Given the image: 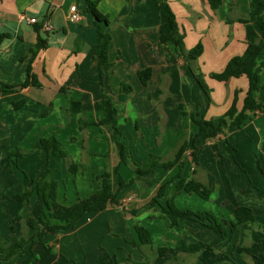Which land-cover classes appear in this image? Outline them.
Wrapping results in <instances>:
<instances>
[{"label": "crops", "instance_id": "1", "mask_svg": "<svg viewBox=\"0 0 264 264\" xmlns=\"http://www.w3.org/2000/svg\"><path fill=\"white\" fill-rule=\"evenodd\" d=\"M87 2L96 4L109 25L96 24ZM167 2L184 34L185 50L201 43L196 60L177 57L160 44L156 0H0V36H5L0 38V192L7 196L0 197V235L29 239L35 234L37 227L25 222L33 219L36 195L21 208L12 195L24 190L23 172L33 180L46 162L57 182L56 200L64 206L100 190L104 173L110 174L113 188L119 177L125 183L118 204L81 217L71 231L46 234L43 244L34 246L37 261L31 264H264L261 252L239 251L254 249L264 239V177L256 164L264 156V107L249 114L241 129H226L195 149L191 139L198 126L189 116L218 118L234 102L237 111L243 108L247 78L223 83L209 74L223 71L232 57L244 53L252 33L226 19L247 18L248 0H224L216 12L207 0ZM71 6L80 15L78 22L69 21ZM44 23L49 29H42ZM98 26L111 37L110 65L102 68V77L94 55ZM259 33L255 30L254 36ZM39 36L47 46L30 64ZM28 66L39 86L12 89L26 81ZM145 70L150 77L142 84L138 73ZM255 73L261 84L258 100L264 104V66ZM196 74L202 75L208 94ZM122 86L131 90L124 92ZM104 95L117 107L118 126L128 141L127 163H121L110 125L98 124L105 118ZM40 138H55L75 172L68 170V159L45 151L8 159L16 149L32 150ZM184 142L176 164L164 167ZM148 155L156 156L160 166L150 178L136 175L135 165L143 167ZM181 180L207 186L211 198L179 188ZM170 201L180 210L208 211L219 220H232L238 207H247L255 224L249 230L237 227L212 251H179L180 241L208 243L215 235L194 221L171 226L162 216ZM135 226L149 233L151 244L141 243ZM26 256L20 251L0 264H23Z\"/></svg>", "mask_w": 264, "mask_h": 264}, {"label": "trees", "instance_id": "2", "mask_svg": "<svg viewBox=\"0 0 264 264\" xmlns=\"http://www.w3.org/2000/svg\"><path fill=\"white\" fill-rule=\"evenodd\" d=\"M210 9L216 12L222 6L224 0H207ZM157 5L161 9V24L159 27V42L168 47L175 56L183 57L187 61L196 60L202 53L201 43L197 44L193 49L186 51L184 48V34L180 31L176 16L169 6L167 0H156ZM250 12L247 18L231 19L227 18L226 23L237 22L245 27L246 30L252 33L246 40V49L242 55L232 57L226 64L223 71L219 73H211L209 77L217 82H228L232 78L246 77L248 80V89L244 98L243 108L237 111L235 102L231 108L221 117L211 120H204L197 113H190L191 120L198 126V132L193 135L191 144L195 149L196 144L206 141L207 139L217 138L224 134L226 129H241L249 119V114L254 111H261L264 104L258 100V93L261 89L259 76L255 73L258 66H264V0H248ZM87 11L94 17L96 24L104 23L109 25L107 18L102 15L97 9L96 4L87 2ZM41 27H38V31ZM255 30H259V36H254ZM5 37L1 35L0 38ZM111 37L107 32L100 30L98 26L96 45L94 55L98 60V73L102 77V68L110 65L108 61V50ZM47 43L45 40L38 37V41L34 48L30 51V64L35 59L37 53L45 49ZM142 84H145L150 77V70L141 71L138 73ZM200 89L208 94L206 85L204 84L201 74L194 75ZM29 86H39L34 76L31 74V67L28 66L26 81L18 86L11 87L25 89ZM124 92H129V86H122ZM104 104L101 106L104 111L105 118L98 122L99 125H110L116 147L119 150L121 163H127L129 159L128 141L118 126V110L115 104L104 95ZM182 114L183 108H181ZM187 147V142H184L178 149L175 160L164 165V167H172L179 160ZM230 155L232 146L226 144ZM35 151H45L48 155L68 159V170L71 173L75 172V165L69 160V154L65 148L55 139L40 138L34 145L32 150L22 151L14 150L8 159L27 157ZM13 162H15L13 160ZM256 164L260 171V175L264 177V156L256 158ZM159 159L156 156L148 155L143 167L135 165V173L138 176L150 178L153 175L154 169L159 167ZM1 172V168H0ZM24 190L13 194L19 207L30 203L32 195H36V201L32 206L33 219L25 222L27 227L36 228L35 234L29 239L17 238L11 236L3 238L0 235V261H4L12 257L17 252L26 253V258L23 264H31L37 261L36 254L33 252L34 246L43 244V238L46 234H51L60 229L73 230L74 224L83 216L103 211L108 204H118L117 196L119 190L125 186L124 181L119 177L117 188L112 187L111 176L109 173H104L100 178L101 188L93 195L86 199H79L71 206H64L56 200L57 182L53 178V171L50 169L48 162L42 164L38 170L36 177L31 180L24 173ZM183 186L184 190L189 193H196L199 197L208 200L211 198L212 192L207 187L196 181L190 180L184 183L180 181L179 188ZM161 194V191H160ZM0 197L7 198L6 195L0 192ZM154 202L156 200H153ZM162 216L170 222L171 226H177L180 221H194L209 228L214 233V239L208 243L197 242L188 243L180 241L177 243L179 251L187 253H197L201 250L212 251L213 248L226 241L229 234L237 227L241 226L244 230H249L254 224L255 219L252 211L247 207H238L233 215V219L219 220L217 216L208 211L195 212L191 210H180L170 201L165 209L162 210ZM55 221V224H51ZM139 234L142 244H151L149 233L140 226H135ZM262 253L264 261V239H260L254 249L239 248V251L246 254H251L252 251ZM160 254L163 249L158 250Z\"/></svg>", "mask_w": 264, "mask_h": 264}, {"label": "built area", "instance_id": "3", "mask_svg": "<svg viewBox=\"0 0 264 264\" xmlns=\"http://www.w3.org/2000/svg\"><path fill=\"white\" fill-rule=\"evenodd\" d=\"M80 20V15L76 11L75 6L70 7V15H69V21L71 22H78ZM31 23H35V19L30 20ZM42 29H49L47 24H42Z\"/></svg>", "mask_w": 264, "mask_h": 264}, {"label": "rangeland", "instance_id": "4", "mask_svg": "<svg viewBox=\"0 0 264 264\" xmlns=\"http://www.w3.org/2000/svg\"><path fill=\"white\" fill-rule=\"evenodd\" d=\"M242 4V3H241ZM262 85H264V82H262ZM263 91H264V89H263Z\"/></svg>", "mask_w": 264, "mask_h": 264}]
</instances>
